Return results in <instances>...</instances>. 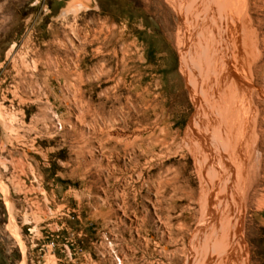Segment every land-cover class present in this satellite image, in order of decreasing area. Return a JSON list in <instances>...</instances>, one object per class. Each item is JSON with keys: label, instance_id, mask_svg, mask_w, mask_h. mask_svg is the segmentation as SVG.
Wrapping results in <instances>:
<instances>
[{"label": "rangeland", "instance_id": "obj_1", "mask_svg": "<svg viewBox=\"0 0 264 264\" xmlns=\"http://www.w3.org/2000/svg\"><path fill=\"white\" fill-rule=\"evenodd\" d=\"M225 263L264 264V0H0V264Z\"/></svg>", "mask_w": 264, "mask_h": 264}, {"label": "bare ground", "instance_id": "obj_2", "mask_svg": "<svg viewBox=\"0 0 264 264\" xmlns=\"http://www.w3.org/2000/svg\"><path fill=\"white\" fill-rule=\"evenodd\" d=\"M241 110H242V109H241ZM236 114H237V113H236ZM241 130H242V129H241ZM201 238H202V237H201ZM226 247H227V246H226ZM229 247H230V246H229ZM206 250H207V248H206ZM234 251H235V250H234ZM232 252H233V251H232ZM232 254H233V253H232ZM223 255H224V254H223ZM228 255H229V254L224 255V256L226 257V256H228ZM232 256H233V255H232ZM230 257H231V256H230ZM234 257H235V254H234ZM237 257H238V256H236V258H237ZM221 258H222V257H221ZM226 258H227V257H226ZM226 258H225V259H226ZM234 259H235V258H234ZM234 259H233V260H234ZM228 261H231V259L228 258ZM234 261H235V260H234ZM226 262H227V261H226ZM231 262H233V261H231ZM235 262H236V261H235ZM222 263H223V262H222ZM225 264H226V263H225ZM237 264H238V263H237Z\"/></svg>", "mask_w": 264, "mask_h": 264}, {"label": "built area", "instance_id": "obj_3", "mask_svg": "<svg viewBox=\"0 0 264 264\" xmlns=\"http://www.w3.org/2000/svg\"><path fill=\"white\" fill-rule=\"evenodd\" d=\"M51 244H53V242H51Z\"/></svg>", "mask_w": 264, "mask_h": 264}]
</instances>
